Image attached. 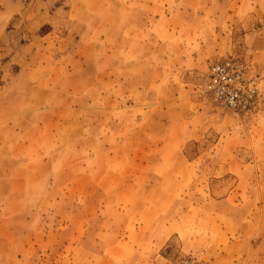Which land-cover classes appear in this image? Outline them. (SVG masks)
Segmentation results:
<instances>
[{"label":"rangeland","instance_id":"374dc122","mask_svg":"<svg viewBox=\"0 0 264 264\" xmlns=\"http://www.w3.org/2000/svg\"><path fill=\"white\" fill-rule=\"evenodd\" d=\"M97 1L0 0V264H104L80 244L97 191L59 182L103 162L82 137L106 132L130 151L146 141L149 160L162 152L185 182L180 233L154 249L132 238L114 264H264V0H102L103 27L75 29ZM230 56L259 80L252 115L223 112L206 92L210 64ZM226 198L230 208L217 205Z\"/></svg>","mask_w":264,"mask_h":264},{"label":"crops","instance_id":"0c3cea01","mask_svg":"<svg viewBox=\"0 0 264 264\" xmlns=\"http://www.w3.org/2000/svg\"><path fill=\"white\" fill-rule=\"evenodd\" d=\"M73 8L76 9V7ZM74 9L70 11L71 14H73ZM82 10L86 17L82 16L81 19L74 22L75 29L95 31L103 27L104 22L101 20L100 15L104 13L105 4L102 0H98L96 6L90 7L87 4L82 7ZM262 30L264 28L258 29L259 32H262ZM106 77L111 79L107 74L103 78L105 83L108 82ZM101 84H98L99 88L102 89L100 92L98 88L101 95H105V98L106 96L108 98L115 96V90H107ZM111 100L109 102L113 104V107L110 108L109 114L115 115L119 113L117 109H121V107L116 106L115 98H111ZM87 103L84 101V104L80 105L79 108L73 109L78 111L77 109H84L88 105L92 106V104ZM98 107L99 110H102L106 106L101 107V105H98ZM116 121V118H103L98 122V125L116 127L119 124ZM74 122L84 127L90 126L86 118ZM82 138L83 142L98 143L100 147L99 157L104 160L93 169L84 168L80 173L81 179L77 181L71 180L70 176L74 175V171H69L66 178L62 182L60 181L59 184L65 183L66 187L73 189L81 188L87 191H97L96 200L94 201L98 206L96 216L90 218L89 215L83 214L81 218L87 221L86 228L82 230L80 242L83 248L95 249V254L99 256V263L114 264L117 263V257L114 255L121 254L122 246L120 244L130 246L132 238L137 240L139 245L154 249L153 246L167 243L170 239L176 237L180 233L181 227L180 206L185 203L181 197V193L185 191V182H182V178L177 176L180 169H176V166L172 168L164 166L162 152L153 155L149 160V144L146 141H140L138 144L139 150L130 151L124 149L121 144L125 145V143L121 139L117 141L116 137L113 138L110 132L96 133L95 135L92 133L90 136L85 133ZM109 142H113V144H109ZM84 152H86V149ZM86 153L91 158L94 156L88 149ZM122 155L130 161L128 166L115 164V161H118ZM177 155L175 153L174 156ZM177 160L178 163H183L184 157L178 155ZM78 176L75 175V177ZM91 180H93L92 183ZM171 205L173 207L170 209ZM217 205H225L230 208L229 198L218 202ZM120 206H127L128 211L118 209ZM260 210L262 212L259 215V220L264 221V219H261L264 218V205L260 206ZM248 216H243L242 221H238V225L242 226V223L249 222ZM242 229L248 231L249 227L245 224ZM112 253L114 255L111 257Z\"/></svg>","mask_w":264,"mask_h":264},{"label":"built area","instance_id":"2783aa9c","mask_svg":"<svg viewBox=\"0 0 264 264\" xmlns=\"http://www.w3.org/2000/svg\"><path fill=\"white\" fill-rule=\"evenodd\" d=\"M206 92L223 112L249 116L260 110L261 89L253 67L239 57H226L210 64ZM178 264H202L200 258H184Z\"/></svg>","mask_w":264,"mask_h":264}]
</instances>
